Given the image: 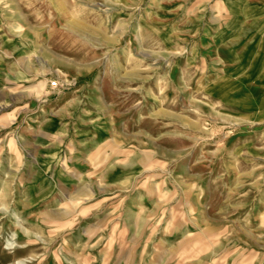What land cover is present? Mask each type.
<instances>
[{
    "label": "rangeland",
    "instance_id": "1",
    "mask_svg": "<svg viewBox=\"0 0 264 264\" xmlns=\"http://www.w3.org/2000/svg\"><path fill=\"white\" fill-rule=\"evenodd\" d=\"M0 264H264V0H0Z\"/></svg>",
    "mask_w": 264,
    "mask_h": 264
}]
</instances>
